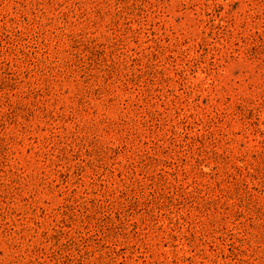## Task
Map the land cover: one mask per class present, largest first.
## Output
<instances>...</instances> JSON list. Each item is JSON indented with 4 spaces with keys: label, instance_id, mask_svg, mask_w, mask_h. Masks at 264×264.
Segmentation results:
<instances>
[{
    "label": "rangeland",
    "instance_id": "374dc122",
    "mask_svg": "<svg viewBox=\"0 0 264 264\" xmlns=\"http://www.w3.org/2000/svg\"><path fill=\"white\" fill-rule=\"evenodd\" d=\"M0 264H264V0H0Z\"/></svg>",
    "mask_w": 264,
    "mask_h": 264
}]
</instances>
